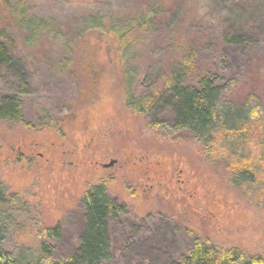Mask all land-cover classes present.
<instances>
[{
  "label": "rangeland",
  "instance_id": "1",
  "mask_svg": "<svg viewBox=\"0 0 264 264\" xmlns=\"http://www.w3.org/2000/svg\"><path fill=\"white\" fill-rule=\"evenodd\" d=\"M14 1L27 15L48 21L57 36L40 35L30 48L24 47L25 32L10 23L17 15L2 13L10 23L12 50L25 66L22 77L16 78L0 68V104L18 95L25 121L0 122V182L7 193V202L0 205L5 250L28 263L39 255L43 241V247H51L53 259L71 254L84 226L80 199L103 183L108 196L126 207L123 219L112 226L118 232L111 238L125 264H135L138 250L148 256L151 250L140 247L152 241L159 243L160 255L169 256L185 251L195 238L264 257V207L253 202V191L232 186L228 164L207 160L186 131L170 130L164 123L171 120L169 109L143 118L125 106L126 65L133 86L129 93L136 96L169 75L187 47L198 50L200 67L213 60L224 27L214 3ZM159 3L163 13L155 28L137 32L131 48L124 51L117 40L119 30L110 26ZM96 13L106 18L107 30L84 25ZM250 55L253 71L228 93L237 103L254 93L264 111V46ZM222 67L220 84L235 80L236 68ZM255 137L264 143V131ZM261 149L258 154L264 157ZM56 227L61 238H45V232ZM116 254L120 261L122 256Z\"/></svg>",
  "mask_w": 264,
  "mask_h": 264
},
{
  "label": "trees",
  "instance_id": "2",
  "mask_svg": "<svg viewBox=\"0 0 264 264\" xmlns=\"http://www.w3.org/2000/svg\"><path fill=\"white\" fill-rule=\"evenodd\" d=\"M3 1L0 3V68L15 78L22 77L25 66L12 50L14 43L8 31V24L13 23L25 32L26 37L22 39V43L27 48H30L40 35L54 39L57 34L52 33L48 21L27 15V11L19 7L14 0ZM211 1L214 3L212 8L224 17V27L213 60L207 66L200 67L198 50L187 47L182 50L184 53H180V59L175 62L169 75L161 76L136 96L129 93L133 86L129 78L130 66L126 65L128 80L124 84L129 91L125 106L143 118L148 115L154 118V114L158 115L162 108L169 109L172 115L170 122H161L166 123L170 130L186 131L193 142L202 148L201 151L207 160L225 161L228 164L226 174H229L232 186L253 191V202L264 207V157L258 154L261 153L259 149L264 147V143L255 137L258 132L264 131V111L260 106V98L254 93H249L242 102L237 103L230 99L228 93L248 71H253V58L250 54L264 46V0ZM2 13L17 16L12 17V21L8 23L7 18H2ZM162 13L159 3L153 5L150 11L133 19L112 24L110 29L119 30L117 40L122 43L124 51H127L136 40L135 34L153 30L158 15ZM84 25L89 30L99 32L109 28L106 18L100 13L89 15ZM132 33L130 39L126 37ZM129 59L128 55L126 64ZM63 64L64 62L62 66L66 67ZM223 65L230 70H234L232 67L236 68L233 72L235 80L230 79L225 85L220 84ZM22 106L23 102L18 95L7 97L0 104V122L25 125ZM155 122L149 123L156 125ZM260 161H263L262 165ZM6 196V190L0 182V205L7 202ZM80 204L84 226L71 254L53 259L49 253L51 247H43V241L38 247L39 255L33 262H24L21 257L5 250V227L0 222V264H125L122 250L116 254L111 238L117 231L112 226H116L119 219H123L126 207L108 196L103 183L88 189L81 197ZM46 237L50 240L60 239L58 227L47 230ZM151 245H155L157 249H150ZM158 245V242L152 241L141 246L140 248L151 251L148 256H142L139 250L136 251L137 255L133 253L135 264H264V257L259 254H249L236 247L219 248L198 238L192 240L185 251H177L174 254L172 252L169 256L160 255ZM115 254L119 258L122 256L120 261L114 257Z\"/></svg>",
  "mask_w": 264,
  "mask_h": 264
}]
</instances>
